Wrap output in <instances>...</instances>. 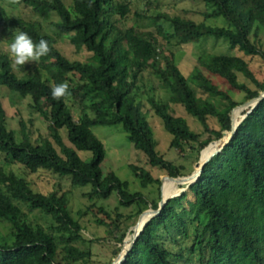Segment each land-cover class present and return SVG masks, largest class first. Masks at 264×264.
Instances as JSON below:
<instances>
[{"label": "trees", "instance_id": "1", "mask_svg": "<svg viewBox=\"0 0 264 264\" xmlns=\"http://www.w3.org/2000/svg\"><path fill=\"white\" fill-rule=\"evenodd\" d=\"M129 1L71 0L67 8L63 0H20L42 22L56 18L50 24L53 35L45 31L41 22L12 19L0 7L2 31L10 32L12 37L18 29L35 43L41 38L49 43V54L20 77L13 71L9 55L0 51V86L21 99L29 98L30 107L48 123L52 137V142L42 139L33 143L30 132L20 122L21 135L17 139L16 133L7 128L0 99V154L30 174L42 170L68 177L72 188L89 186L90 200H108L115 193L118 207L133 206L135 212L128 215L115 209L114 218L103 208L97 209L110 220L109 224L103 219L95 221L107 228V236L116 243L113 258L120 253L138 216L149 207L156 210L159 201L130 193L127 182L112 172L103 174L100 166L104 147L91 128L120 125L150 167L169 177L183 176L182 167L166 161L156 151L141 100L144 72L156 79L167 94L165 100L146 96V103L171 136L169 147L195 153L196 159L208 143L219 140L230 129L229 114L240 104L228 92L243 93L247 102L264 91V79L257 80L249 64L232 55L202 53L186 78L174 55H167L159 40L174 39L177 45L198 44L210 38L222 40L230 50L264 63V51L257 43L258 34L264 32V0H202L207 11L205 19L222 18L225 24L210 27L178 16L158 15L151 18L157 36L118 27V21L130 13ZM161 19L170 23L171 32L158 24ZM59 36L67 37L77 52L87 51L88 60L66 59L55 48ZM239 76L254 87L241 82ZM214 79L225 83L229 90L222 89ZM63 82L68 83L69 95L53 100L51 88ZM195 90L222 99L226 109L218 112L210 101L200 104ZM67 98L81 108L77 120L66 104ZM171 105L181 106L202 127V133L194 132L184 118L175 116ZM242 114L237 116L238 122ZM211 119L218 129L210 127ZM63 128L68 144L59 134ZM218 146H212L204 156ZM77 151L92 156L83 161ZM129 168L142 188L160 185L146 169L134 165ZM177 181L181 180L162 178V194ZM189 191L194 201H188L185 207L182 200L186 193L169 200L144 228L123 264H192V257L199 264H264V100L238 127L222 153L204 166ZM93 209L91 205L78 215L82 218ZM34 211L49 220L47 229L27 222V213ZM0 222L11 225L13 239L11 244L0 245V264H88L92 259L91 245L100 241L84 236L82 225L69 211L66 193L34 192L25 179L1 169Z\"/></svg>", "mask_w": 264, "mask_h": 264}, {"label": "rangeland", "instance_id": "2", "mask_svg": "<svg viewBox=\"0 0 264 264\" xmlns=\"http://www.w3.org/2000/svg\"><path fill=\"white\" fill-rule=\"evenodd\" d=\"M63 1L66 7L69 8L71 0ZM119 1L122 2L123 0ZM128 5L130 13L125 20L118 21V27L121 29L132 28L136 33L150 32L157 36L156 26L154 22L151 21V18H155L158 15H168L170 17L178 16L186 20H191L196 24L202 23L210 27L225 24V21L222 18L205 19L204 13L207 11L202 0H130ZM0 7L3 8L7 15L12 19H23L29 22L39 21L43 24V27H45V31L51 35L54 34V31L52 30L53 28L50 24L51 22L56 21L55 17H52L49 21L42 22L32 13L30 8L21 3L13 4L11 0H0ZM158 24L163 27L165 32H171L170 23L166 22L164 19H161ZM159 40L163 45L164 52L167 55L169 53L174 55L175 62L180 72L186 78L190 76L195 68L197 58L202 53H206L212 55L237 56L249 64L250 70L257 80L264 79V63L259 58L246 57L236 49L230 50L226 42L222 40L215 41L210 38L198 44L187 45H177V42L174 39L168 42H165L161 38ZM11 42L12 37L10 32H5L0 29V51L8 54V45ZM257 43L264 51V32L262 30L258 34ZM55 48L69 61L84 62L90 57V54L85 50L77 52L65 36L56 37ZM37 65L38 62L30 61L23 66L12 65V68L20 77ZM214 80L219 86H222V89H225L226 91L229 90L225 83L217 81V79ZM239 80L244 82L248 87H254L250 81L242 76H239ZM141 85L143 88L141 91V100L144 102L143 111L147 113L156 151L163 156L166 161L173 163L177 167H182L183 176L191 174L195 170V165L198 160V158L196 159V154L189 153L188 151L181 153L178 150L169 147L171 136L164 130L160 118L153 114V111L146 103V96L149 95H153L156 99L165 100L167 94L164 87L160 86L156 79H152L147 72H144L143 74ZM195 91L200 104H202L203 101H210L216 105L218 112H222L226 109V103L222 99L214 96L207 97V95L202 94L200 91ZM228 94L231 99L240 105L245 103L243 93L229 91ZM0 99L6 112L7 128L16 133L17 139H19L21 135L20 122H22L27 128V131L30 132V138L33 143H39L42 139H48L52 142L48 123L30 107L31 100L29 98L21 99L15 93L10 92L7 88L0 86ZM66 104L72 111L74 119L77 120L80 116L81 108L70 98L66 99ZM171 110L175 116L184 118L189 124L191 130L196 133H202V127L194 118L187 115L181 106L171 105ZM244 111L245 110H242L241 114ZM209 122L212 129H218V124L214 119H211ZM91 131L104 147L105 157L100 166L103 174L108 172L114 173L121 181L127 182L128 191L130 193L138 192L148 201L155 200L158 202L160 200L161 181L162 178L168 176L167 173L148 165L145 156L134 149L120 125L111 127L96 126L91 128ZM59 134L64 143L68 144L66 139V129H61ZM206 136L208 135H203L202 139H205ZM76 153L83 161H89L92 156L91 153L88 152L77 151ZM129 165L146 169L154 179L160 181V185H149L146 188H142L139 181L130 170ZM0 169L6 173L12 172L25 179L34 192L44 195L53 191H56L59 194L63 192L66 193L68 197L69 211L73 218L78 220L82 225L84 236L89 239L100 240L97 244L94 243L91 245L92 259L88 264H107L115 259L112 254V250H114V247L116 246L115 241L107 236V228L97 224L95 221L96 218L103 219L109 224L110 220L106 219L102 213L97 212V209L103 208V210L110 213L111 217L114 218L115 209L118 208L121 214L128 215L135 212L133 206L128 208L118 207V199L115 193H113L108 200H90L88 197V193L90 192L89 186L84 188H72L68 177H60L42 170L30 174L19 165L13 163L10 159L6 158L3 154H0ZM183 186H172L167 191V195L179 191ZM185 193L186 197L182 200V203L187 207L186 203L188 201H194V196L190 191H186ZM91 205L95 206V209H93L91 214H87L80 218L78 213L85 211L86 208ZM148 209L152 208L149 207ZM23 210L27 212V209L23 208ZM27 222L33 227L39 225L44 229H47L49 224V220L44 218L37 211L27 213ZM130 234L131 233L128 232L127 237L124 240L125 248L130 241V238H128ZM12 240L11 225L6 222H0V245H3L4 243L11 244ZM85 247H89V245H86ZM191 263L199 264L197 258L194 257H192Z\"/></svg>", "mask_w": 264, "mask_h": 264}, {"label": "water", "instance_id": "3", "mask_svg": "<svg viewBox=\"0 0 264 264\" xmlns=\"http://www.w3.org/2000/svg\"><path fill=\"white\" fill-rule=\"evenodd\" d=\"M264 100V91L261 92L257 97L245 102L242 105H239L232 109V111L229 114V124H230V129L227 132H224L222 135V138L219 140L211 141L208 143L199 153L197 163L195 165V170L187 175V176H178V177H169L166 176L168 179H180V180H185L186 183L184 186L179 190L176 191L175 193H172L170 195H163L162 194V181H161V187H160V200L158 202V207L156 210L153 209H147L143 211L137 218L136 223L134 226L130 228L131 234H130V241L126 248L124 247L123 242V247L121 248L120 253L118 256L111 262V264H123L125 259L127 258L128 253L131 251L133 248L134 244L136 243L138 237L141 235L143 232L144 228L147 226V224L155 217H157L167 202L171 199L174 198H179L181 197L182 194H184L186 191L190 190V187L194 185L200 178L201 174L203 173L204 166L207 165L215 156L219 155L222 153L224 148L231 142L233 139L238 127L242 124V122L252 113V111L259 105L261 101ZM236 110H245V113L241 116L240 121L234 125L231 121L232 114ZM226 137V138H225ZM219 145L218 148H215L212 152H209L207 156L204 157V152L209 150L212 146Z\"/></svg>", "mask_w": 264, "mask_h": 264}, {"label": "clouds", "instance_id": "4", "mask_svg": "<svg viewBox=\"0 0 264 264\" xmlns=\"http://www.w3.org/2000/svg\"><path fill=\"white\" fill-rule=\"evenodd\" d=\"M13 4H19L20 0H11ZM51 51L47 40L41 38L38 43L23 31L16 29L12 36V42L8 45V54L13 66H23L27 62H38L41 57ZM68 83L63 82L51 88L53 100H61L69 95Z\"/></svg>", "mask_w": 264, "mask_h": 264}, {"label": "bare ground", "instance_id": "5", "mask_svg": "<svg viewBox=\"0 0 264 264\" xmlns=\"http://www.w3.org/2000/svg\"><path fill=\"white\" fill-rule=\"evenodd\" d=\"M241 111L242 110H236L235 111V114H234V117H233V124L234 125H236L237 123H238V119H237V116L239 117L240 115H241ZM218 148V147H217ZM215 149V148H214ZM214 149H211L209 152H212ZM209 152L208 153H206V155L205 156H207L208 154H209ZM204 156V157H205ZM186 183V181L185 180H181V181H177V182H174V183H172L173 184V186H183L184 184ZM172 187V186H171ZM170 187V188H171ZM170 188H168V190L170 189ZM167 190V191H168ZM167 191H166V193H163V195L165 196V195H167Z\"/></svg>", "mask_w": 264, "mask_h": 264}]
</instances>
